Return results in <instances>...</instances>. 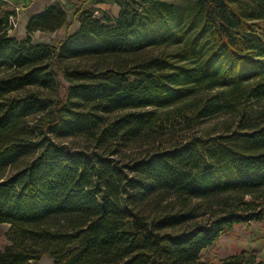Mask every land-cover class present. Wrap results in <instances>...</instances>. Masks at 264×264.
Here are the masks:
<instances>
[{
  "label": "trees",
  "instance_id": "1",
  "mask_svg": "<svg viewBox=\"0 0 264 264\" xmlns=\"http://www.w3.org/2000/svg\"><path fill=\"white\" fill-rule=\"evenodd\" d=\"M114 2L55 43L31 34L63 26L62 3L22 39L0 12V264H264L200 259L264 220V0ZM220 113L235 125L191 130Z\"/></svg>",
  "mask_w": 264,
  "mask_h": 264
},
{
  "label": "rangeland",
  "instance_id": "2",
  "mask_svg": "<svg viewBox=\"0 0 264 264\" xmlns=\"http://www.w3.org/2000/svg\"><path fill=\"white\" fill-rule=\"evenodd\" d=\"M40 1H44L48 5L53 2L62 3L67 9L66 23H69V25H71V23L76 20V18L72 19L73 13L80 6H83L84 9L88 10L89 13H92L93 15H102L103 12H106L113 17L118 14L117 9L119 8V5H117L114 0H13L11 3L1 0L0 12L12 11L17 6L20 9L18 11H21L23 7H28V5L32 3L40 4ZM56 38V36H52L50 43L57 42L55 41ZM60 94H63V88H60ZM190 108L191 106L189 105L180 108V115L185 113L187 114ZM174 118H178L180 124L179 122L178 124L171 123V125L174 126H172L171 130L166 135L170 143L175 138L180 139L182 135L181 133L183 131L182 125L184 124L185 119L182 116L175 115ZM235 122V113H220L215 116L205 118L200 125L191 128V130H194L198 133H222L226 127L234 126ZM167 144L168 141L166 140L162 142V145ZM5 232L3 231L2 226H0V247H3L7 242ZM243 250L247 253H253L256 257L264 260V220L252 221L249 223V225L244 223L234 224L230 230L222 234L212 245L201 251L200 259L202 261H206L207 263H218L222 258ZM38 264H53V260L48 254H44Z\"/></svg>",
  "mask_w": 264,
  "mask_h": 264
},
{
  "label": "crops",
  "instance_id": "3",
  "mask_svg": "<svg viewBox=\"0 0 264 264\" xmlns=\"http://www.w3.org/2000/svg\"><path fill=\"white\" fill-rule=\"evenodd\" d=\"M5 1H8L9 3L13 2V0H5ZM47 5L48 4H46L44 1H40V4L32 3L28 5V7H23L21 11H18L17 13L16 26L11 29L10 34L18 39L24 38L26 36V24L28 19L33 14L40 12ZM118 11L119 8L117 9V13ZM68 25L69 23L68 24L65 23L63 26L52 32L36 31L33 34H31V41L33 43H50L52 36H56L57 38L55 41H58L62 39L66 34L73 33L74 31H76L79 27V21L76 19L71 23V25L69 26ZM0 226H2L4 232L8 228L7 223H0Z\"/></svg>",
  "mask_w": 264,
  "mask_h": 264
},
{
  "label": "built area",
  "instance_id": "4",
  "mask_svg": "<svg viewBox=\"0 0 264 264\" xmlns=\"http://www.w3.org/2000/svg\"><path fill=\"white\" fill-rule=\"evenodd\" d=\"M19 7H15L12 11V13L9 15V21L14 28L16 26V15L18 13Z\"/></svg>",
  "mask_w": 264,
  "mask_h": 264
}]
</instances>
